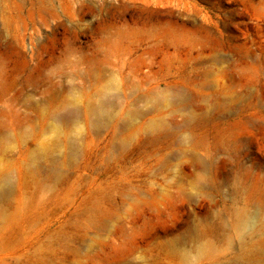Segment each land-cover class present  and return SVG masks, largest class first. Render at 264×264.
Masks as SVG:
<instances>
[{
  "label": "rangeland",
  "instance_id": "1",
  "mask_svg": "<svg viewBox=\"0 0 264 264\" xmlns=\"http://www.w3.org/2000/svg\"><path fill=\"white\" fill-rule=\"evenodd\" d=\"M234 262L264 264V0H0V264Z\"/></svg>",
  "mask_w": 264,
  "mask_h": 264
},
{
  "label": "bare ground",
  "instance_id": "2",
  "mask_svg": "<svg viewBox=\"0 0 264 264\" xmlns=\"http://www.w3.org/2000/svg\"><path fill=\"white\" fill-rule=\"evenodd\" d=\"M238 214V227H239V231L241 232L242 236H241V241H246V238L247 236H250L251 234L253 233H256L255 231H257V229H254V225L253 224H249L248 223V220H247V217L248 215H241L242 212H239L237 213ZM260 214V213H259ZM254 219V218H253ZM250 221V220H249ZM253 225V226H252ZM237 228V226H236ZM259 229V228H258ZM258 235V233L256 234ZM248 240V239H247ZM260 245V244H259ZM244 248V247H243ZM252 248V247H251ZM207 249H209V246L208 245H205V246H200L198 248V252H197V255H202ZM211 249V248H210ZM253 249V248H252ZM260 249V248H259ZM254 250V249H253ZM256 251H258V249H256ZM254 253V252H253ZM260 253V252H259ZM252 254V253H250ZM250 257V256H249ZM231 262H233L231 260ZM238 263V262H237ZM232 264H236L235 262L232 263Z\"/></svg>",
  "mask_w": 264,
  "mask_h": 264
}]
</instances>
